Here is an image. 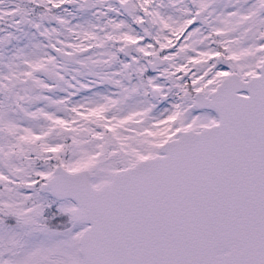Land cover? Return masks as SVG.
Listing matches in <instances>:
<instances>
[{
  "label": "snow or ice",
  "instance_id": "6c2138e0",
  "mask_svg": "<svg viewBox=\"0 0 264 264\" xmlns=\"http://www.w3.org/2000/svg\"><path fill=\"white\" fill-rule=\"evenodd\" d=\"M0 25V264H264V0Z\"/></svg>",
  "mask_w": 264,
  "mask_h": 264
},
{
  "label": "rangeland",
  "instance_id": "374dc122",
  "mask_svg": "<svg viewBox=\"0 0 264 264\" xmlns=\"http://www.w3.org/2000/svg\"><path fill=\"white\" fill-rule=\"evenodd\" d=\"M0 27H2V25H0Z\"/></svg>",
  "mask_w": 264,
  "mask_h": 264
}]
</instances>
